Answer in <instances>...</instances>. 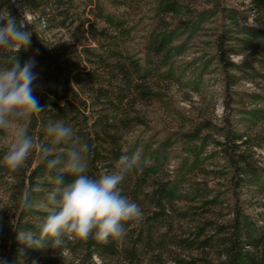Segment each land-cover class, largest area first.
I'll return each mask as SVG.
<instances>
[{
	"label": "trees",
	"instance_id": "obj_1",
	"mask_svg": "<svg viewBox=\"0 0 264 264\" xmlns=\"http://www.w3.org/2000/svg\"><path fill=\"white\" fill-rule=\"evenodd\" d=\"M250 4L256 14H264V0H250ZM90 5L89 18L79 20L77 28L81 31L71 34L67 53L60 51L61 46L52 44L44 49L39 45L35 31L38 28L41 32L52 21L57 22L53 27L56 29H66L76 22L70 7L63 8L61 0H0V11L7 10L17 20L23 18L20 8L32 15L30 22L24 17L28 23L24 30L32 33L31 43L21 48L16 57L21 66L32 60L36 76L39 65H46L50 73L42 89L38 87L37 79L33 82L34 96L46 110L28 118V134L48 145L51 138L45 128L49 121H63L71 126L75 134L89 145L86 174L98 179L117 170V162L123 155L118 133L143 124L136 104L155 101L160 92L151 82L153 69L149 54L143 66L125 54L124 44L133 27L126 28L124 21L105 14L99 3ZM180 10L170 0H159L156 15L177 14ZM205 19L202 12L194 24L177 20L170 27V23L159 18L149 35L147 51L159 57L160 66L167 67L170 58L181 53L186 44V40L177 45L174 42L187 32L190 35L196 31ZM160 25L163 28L156 31ZM251 36L257 41L258 31L252 30ZM103 42L109 44L105 46ZM261 46L264 50V43ZM217 51L223 74L228 69L237 68L223 59L220 49ZM13 55L15 53L10 50L0 49V67L10 66L4 61ZM98 69L102 71V77L97 73ZM226 76L231 81L232 76ZM81 83L91 84L88 100L81 97L84 93ZM224 106L227 109L229 102L226 101ZM240 112L247 127L264 125L263 111ZM254 139L236 130L230 117L224 115L219 124L202 119L188 131L180 133L177 139L170 135L161 141L155 140L152 150L145 145L138 164L119 186L123 196L140 206L142 218L126 223V235L120 239L110 238L104 243L91 238L75 242L65 238V244L54 249L26 248L18 243L16 235L20 230H35V225L26 218L40 214L34 207L22 208L20 197L29 192L34 205L53 187L51 179L55 173L40 162L36 152L30 154L22 168L13 172L4 165L5 152L1 151L0 175L9 181L7 200L0 210V260L12 264L15 252L24 249L29 258L47 257L50 253L55 259L54 264H66L67 259V264H214L209 256L221 264H264V233L255 228L243 212L238 193L251 182L262 184L264 188V168L254 158ZM177 141L183 153L182 161L162 180L159 173L166 161L167 148ZM209 146L211 150L206 155ZM214 157L221 158L226 170L224 178L230 181L233 206L226 221L218 220L217 209L221 208L222 195L213 194L214 186L207 182L192 181L191 178L195 172H202L203 160ZM212 173L222 174L218 171ZM73 179L66 176L65 182ZM173 217H176L180 235L171 239L168 234L173 228ZM160 226L165 228L164 233H158ZM168 240L173 246L171 249L164 244Z\"/></svg>",
	"mask_w": 264,
	"mask_h": 264
},
{
	"label": "rangeland",
	"instance_id": "obj_2",
	"mask_svg": "<svg viewBox=\"0 0 264 264\" xmlns=\"http://www.w3.org/2000/svg\"><path fill=\"white\" fill-rule=\"evenodd\" d=\"M61 1L63 8L70 7L76 22L66 29L53 28L57 23L53 21L45 29H41V32L36 28L39 45L44 49H48L52 44L61 46L60 51L67 53L71 44V34L81 31L77 28L79 20L89 18L90 4L97 2L105 14L124 21L126 28L133 27L124 44L127 52L125 54L142 66L149 54L150 66L153 69L151 82L160 92V97L152 102L136 104L143 124L118 133L119 146L123 155L139 152L141 157L145 145H148L149 150L154 149L155 140L161 141L170 135L177 139L180 133L188 131L190 126L202 119L219 124L220 119L227 115L236 130L245 132L251 138L255 137L252 141L254 158L258 165L264 168V125L247 127L240 112L250 110L264 112V50L261 46L264 43V14H256L250 0H170L180 7V12L171 15L158 13V16L156 7L159 0ZM25 11V19L32 21V15L20 8L22 15ZM202 12L206 15V19L199 24V28L190 35L187 32L174 42V45H177L186 40L181 53L173 55L167 67L160 66L159 57L148 52L146 48L149 35L154 31L159 18L170 23V27H173L177 20L187 21L188 25H191L196 22L197 16ZM162 28L163 26L160 25L156 31H161ZM252 30L258 31L257 41L251 36ZM103 44L106 46L109 43L103 42ZM218 49L221 50L223 59L236 65L237 68L228 69L227 73L223 74L218 65ZM125 62L128 64L127 60ZM204 65H206L205 68H203ZM39 66L37 82L38 87L42 89L47 84L46 80L50 73L46 65ZM97 73L101 74L100 77L103 76L100 69ZM166 73L169 76H164ZM157 74L162 76H156ZM226 75L232 76L231 81H228ZM80 85L84 92L81 93V97L85 100L90 99L91 84L81 83ZM102 101L106 102V100ZM226 101L229 102L227 109L224 106ZM27 122L28 119L13 124L7 130H0V152L6 153L14 139L17 127L26 129ZM257 137L260 139L258 140ZM210 150L211 146L207 148L205 154L207 155ZM166 155L163 170L159 173V178L162 180L182 161L180 142L170 145ZM145 161L148 163L147 158ZM200 167L202 172H195V175L191 177L192 181H204L214 186L213 194L222 195L221 208L217 209L218 220H228L233 199L230 195V181L224 178L226 170L223 161L221 158L214 157L203 160ZM213 171L222 172V174L214 175ZM8 181L7 177L0 175V210L7 200ZM262 183L264 184V180ZM261 185L248 183L238 193L243 212L253 226L264 233V188ZM37 200L33 207L40 214L29 215L26 218L33 225L41 221L48 211L39 206L40 202L46 201V194L44 193ZM175 219L176 217L172 218L173 228L168 234L171 239L180 235ZM162 227L158 228V233H164L165 228ZM164 244H168V249L173 247L169 245V240ZM20 250L15 252L12 264H32L33 260L37 264H54L55 259L50 253L47 257L29 258L25 255L24 249V255L20 254ZM1 252L0 246V255ZM209 258L214 264H221L214 257L209 256ZM68 262L69 259L66 260V264Z\"/></svg>",
	"mask_w": 264,
	"mask_h": 264
},
{
	"label": "clouds",
	"instance_id": "obj_3",
	"mask_svg": "<svg viewBox=\"0 0 264 264\" xmlns=\"http://www.w3.org/2000/svg\"><path fill=\"white\" fill-rule=\"evenodd\" d=\"M25 16L26 11L17 20L7 10L0 11V49L15 53L4 61L10 66L0 67V130L46 110L33 95L32 85L37 79L34 62L29 60L21 66L16 57L21 48L31 43L32 33L24 30L28 24ZM45 132L51 138L48 145L29 135L23 127H17L3 156L4 165L15 172L36 152L40 162L55 173L51 179L53 187L47 192L46 201L39 205L48 209L47 215L35 225V230L17 231L18 243L31 249H54L63 246L65 238L73 242L91 238L104 243L110 238H122L126 234L125 224L139 221L143 216L140 206L123 196L119 187L136 167L140 153L121 155L116 171L93 179L86 174L89 145L71 126L63 121H49ZM66 176L74 179L66 183ZM19 202L24 209L33 207L29 192ZM20 252L24 255L23 249ZM0 264L7 261L0 260ZM32 264L37 262L33 260Z\"/></svg>",
	"mask_w": 264,
	"mask_h": 264
}]
</instances>
